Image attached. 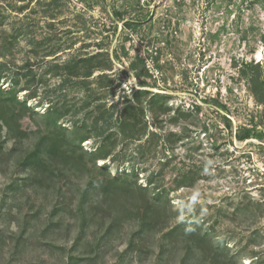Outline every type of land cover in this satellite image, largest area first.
<instances>
[{"label":"rangeland","instance_id":"1","mask_svg":"<svg viewBox=\"0 0 264 264\" xmlns=\"http://www.w3.org/2000/svg\"><path fill=\"white\" fill-rule=\"evenodd\" d=\"M0 62V264H264V0H0Z\"/></svg>","mask_w":264,"mask_h":264},{"label":"trees","instance_id":"2","mask_svg":"<svg viewBox=\"0 0 264 264\" xmlns=\"http://www.w3.org/2000/svg\"><path fill=\"white\" fill-rule=\"evenodd\" d=\"M94 59V57H89L87 59H84L85 62H91V60ZM82 60V62H84ZM134 65V64H133ZM66 72L70 75H76L78 74V66L77 65H72V61H69L67 62L66 64L63 65ZM73 66V67H72ZM1 67H5V63L4 62H0V68ZM135 67V65H134ZM73 69H75V71L77 72H74ZM91 72L92 70L89 69L84 75L86 77H89L91 75ZM1 77V76H0ZM259 85H262L264 87V81H259ZM29 99H32L34 98V96H29L28 97ZM260 101V99H258ZM6 101H9L10 103H12L15 107L10 110V114L7 113V115H5L6 113L2 114L0 112V121L1 122H4L5 126H7L8 129H12V123L14 121V117L15 115L18 113L17 112V106H20L22 108H19L20 110H23V109H27L26 108V101H23V102H19L16 98V94L13 93L11 94L10 96H6ZM49 110H48V124L51 125V126H58V123L59 121L61 120V118H63L65 115H66V112L67 111H63L62 108H59V107H55V105L53 103H51V105L49 106ZM28 110V109H27ZM8 116V117H7ZM228 121V120H227ZM229 122V121H228ZM230 123V122H229ZM17 125H19L18 122H16ZM98 127L95 126L94 129H97ZM98 133V135L96 136H101L102 134ZM85 137H82V139H84ZM57 145V144H56ZM55 144L52 143V141L48 142L46 140H44V137L43 139H41L40 141L37 142V144L35 145V147L33 148L32 151L28 152L24 157L23 159L18 163V165L21 167V169H24V170H27V169H31L33 170L35 173H38V172H43V174L47 173V172H51L50 170V159L53 157V156H47L49 153H51L54 148L56 147ZM102 146L103 145H99L98 148H96L92 154L93 156V159L94 161L97 159H104L108 156V153H106L105 151L102 150ZM67 153H65L66 155ZM76 152L74 153V155L76 156ZM65 155H62L60 153L56 154L55 153V157L56 158H59V159H62L63 161H67L65 158H63V156ZM67 158H71L73 157V155H68V156H65ZM48 160V161H47ZM80 162L79 160L76 162L78 163ZM66 163V162H64ZM104 169L106 168L105 166L103 167ZM123 174L126 175V173L123 172ZM47 175V174H46ZM40 177V176H39ZM119 182L123 183L122 181V177L116 173V176L114 178V180L112 179V181H109V182H105V184H107L106 186H108L109 183H112V184H118ZM93 183V182H92ZM94 188L95 190H104L106 191L107 189L104 188L103 186H105V184L103 183H96L94 182ZM149 184H153V182L149 181ZM175 186L174 188L172 189L175 190L176 187H179V184H180V181L178 183V181H175ZM173 184V185H174ZM158 190V189H156ZM162 191H158L157 193L154 194L156 200H160L162 197ZM85 222V221H83ZM151 221H148V220H144L143 221V226H151L150 224ZM184 222H187V221H184ZM152 228V226H151ZM82 231H80V234L78 236V238L82 237ZM133 243H131L130 245H132Z\"/></svg>","mask_w":264,"mask_h":264},{"label":"clouds","instance_id":"3","mask_svg":"<svg viewBox=\"0 0 264 264\" xmlns=\"http://www.w3.org/2000/svg\"><path fill=\"white\" fill-rule=\"evenodd\" d=\"M191 229H189V231H190Z\"/></svg>","mask_w":264,"mask_h":264}]
</instances>
